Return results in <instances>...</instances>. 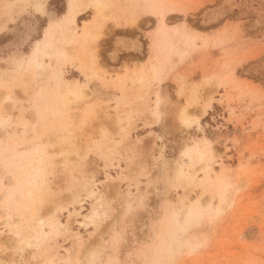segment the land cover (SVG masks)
Masks as SVG:
<instances>
[{"label":"rangeland","instance_id":"obj_1","mask_svg":"<svg viewBox=\"0 0 264 264\" xmlns=\"http://www.w3.org/2000/svg\"><path fill=\"white\" fill-rule=\"evenodd\" d=\"M0 264H264V0H0Z\"/></svg>","mask_w":264,"mask_h":264},{"label":"bare ground","instance_id":"obj_2","mask_svg":"<svg viewBox=\"0 0 264 264\" xmlns=\"http://www.w3.org/2000/svg\"><path fill=\"white\" fill-rule=\"evenodd\" d=\"M46 0H36V3H37V5L38 6H40V5H43L44 4V2H45ZM21 5V4H20ZM79 6V5H78ZM82 8H80V7H77V10H73V9H71V12L69 13V15L68 16H66L65 18H63L62 20H59V21H57V22H54V23H52L50 26L51 27H53V28H51V29H54V28H56V27H59V26H61V22H69V23H72V24H75V22H74V19H75V15H76V13L78 12V11H80ZM52 31V30H51ZM52 34V33H51ZM37 50V49H36ZM35 176V172H32V174H30V178L32 179L33 177ZM28 181H30V180H28ZM93 212H95L96 213V208L95 209H93L92 210ZM86 216H88V214H86ZM16 230V229H15ZM21 231V230H20ZM20 231H16L15 232V236H17V238H21L22 237V234L20 235Z\"/></svg>","mask_w":264,"mask_h":264},{"label":"crops","instance_id":"obj_3","mask_svg":"<svg viewBox=\"0 0 264 264\" xmlns=\"http://www.w3.org/2000/svg\"><path fill=\"white\" fill-rule=\"evenodd\" d=\"M69 13H70V12L68 11V13H67V15H66V16H68V15H69ZM66 16H64V18H65ZM74 20H75V19H74ZM52 23H54V22H52Z\"/></svg>","mask_w":264,"mask_h":264}]
</instances>
